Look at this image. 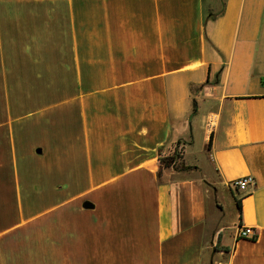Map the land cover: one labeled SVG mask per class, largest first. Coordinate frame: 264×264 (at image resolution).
<instances>
[{"label":"crops","instance_id":"obj_1","mask_svg":"<svg viewBox=\"0 0 264 264\" xmlns=\"http://www.w3.org/2000/svg\"><path fill=\"white\" fill-rule=\"evenodd\" d=\"M263 79L264 0H0V264H264Z\"/></svg>","mask_w":264,"mask_h":264},{"label":"built area","instance_id":"obj_2","mask_svg":"<svg viewBox=\"0 0 264 264\" xmlns=\"http://www.w3.org/2000/svg\"><path fill=\"white\" fill-rule=\"evenodd\" d=\"M264 83V79H263ZM255 180L252 176H243L240 178L235 179L232 182V187L237 190H246L247 187L251 184H254ZM252 232V235L250 233ZM238 238H249V239H255L257 237V233L255 231H252L251 228L248 227H240L238 229L237 233Z\"/></svg>","mask_w":264,"mask_h":264},{"label":"rangeland","instance_id":"obj_3","mask_svg":"<svg viewBox=\"0 0 264 264\" xmlns=\"http://www.w3.org/2000/svg\"><path fill=\"white\" fill-rule=\"evenodd\" d=\"M182 152L183 150L179 147H175L172 152H170L167 155L177 154L176 162L174 164H177L178 167L182 164ZM233 195L231 193H226L224 196L223 204L225 206L226 212L228 213V218L230 217V214H234L236 204H233ZM230 220V219H228Z\"/></svg>","mask_w":264,"mask_h":264},{"label":"trees","instance_id":"obj_4","mask_svg":"<svg viewBox=\"0 0 264 264\" xmlns=\"http://www.w3.org/2000/svg\"><path fill=\"white\" fill-rule=\"evenodd\" d=\"M177 154L164 155L160 153L159 161L163 166H172L176 162ZM236 205L239 211H241V198L236 197Z\"/></svg>","mask_w":264,"mask_h":264},{"label":"water","instance_id":"obj_5","mask_svg":"<svg viewBox=\"0 0 264 264\" xmlns=\"http://www.w3.org/2000/svg\"><path fill=\"white\" fill-rule=\"evenodd\" d=\"M83 206L85 208H92L93 207V204L90 201H85L84 204H83Z\"/></svg>","mask_w":264,"mask_h":264}]
</instances>
